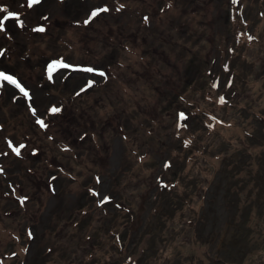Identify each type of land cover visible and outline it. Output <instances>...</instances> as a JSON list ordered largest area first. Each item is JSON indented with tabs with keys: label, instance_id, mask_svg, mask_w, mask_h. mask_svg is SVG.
<instances>
[{
	"label": "rangeland",
	"instance_id": "1",
	"mask_svg": "<svg viewBox=\"0 0 264 264\" xmlns=\"http://www.w3.org/2000/svg\"><path fill=\"white\" fill-rule=\"evenodd\" d=\"M0 9V264H264V0Z\"/></svg>",
	"mask_w": 264,
	"mask_h": 264
},
{
	"label": "snow or ice",
	"instance_id": "2",
	"mask_svg": "<svg viewBox=\"0 0 264 264\" xmlns=\"http://www.w3.org/2000/svg\"><path fill=\"white\" fill-rule=\"evenodd\" d=\"M40 3V0H29V6L33 5V4H38ZM108 9L107 8H101L99 9L100 12H103V11H107ZM0 11H3V9H0ZM98 13L97 12H93V16L97 15ZM10 15H14V14H10ZM3 29V20H0V30ZM40 31H43V29H39ZM60 67H68V65L66 64H61ZM56 70V65H53L50 67L49 69V73L51 75V72L55 71ZM89 71H91V69H89ZM101 75H103V73H101ZM0 80H7L9 81L10 83H13V84H16V81L12 79V77L10 76H6L4 75L3 73H0ZM17 87H19V85L17 84ZM27 95V93H25ZM223 100V98H221ZM53 111H57L56 109H53ZM181 117L183 118V114H181ZM40 123L42 124L43 126V122L40 121ZM15 151L17 152V154H19V149H15ZM107 199V198H105Z\"/></svg>",
	"mask_w": 264,
	"mask_h": 264
}]
</instances>
